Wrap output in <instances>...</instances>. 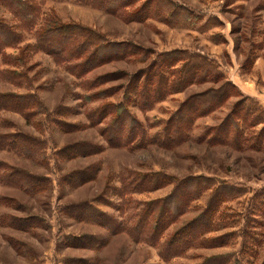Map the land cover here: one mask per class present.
Returning <instances> with one entry per match:
<instances>
[{
  "label": "rangeland",
  "instance_id": "374dc122",
  "mask_svg": "<svg viewBox=\"0 0 264 264\" xmlns=\"http://www.w3.org/2000/svg\"><path fill=\"white\" fill-rule=\"evenodd\" d=\"M21 1L30 20L0 1V264H264V0Z\"/></svg>",
  "mask_w": 264,
  "mask_h": 264
},
{
  "label": "trees",
  "instance_id": "16d2710c",
  "mask_svg": "<svg viewBox=\"0 0 264 264\" xmlns=\"http://www.w3.org/2000/svg\"><path fill=\"white\" fill-rule=\"evenodd\" d=\"M0 1L6 7H8L11 11H13L17 16H19L20 18H25L24 20L29 19L30 16H32L31 15V11L29 10V6L24 1H21V0H0ZM94 1L96 3L99 2L102 5L111 6V8H113V10L118 11L119 10L118 9L119 6H121V5L123 6L125 4H128L129 1H131V0H94ZM94 1L91 0L92 3H94ZM152 3L149 4V9H150L149 14L150 15H152L151 11L157 10L158 5H160L162 3V1H160V2H157L156 1V2H152ZM154 3H156L155 4V8H153L154 7L153 6ZM184 20L186 21V18H184L183 21ZM47 24H48V22L44 19V24H42V26H40V28H38V30H36V38L39 41V44L42 45V48L45 51H47L48 54L54 55L56 49H54L53 46H50L49 48H47V46H46V44L51 43V42H49V40L51 41V39L48 36V33H49V31H51V28H47L46 27ZM75 28H78V27H75ZM74 29H69V28L67 29V32H65V35H64L65 37H64L63 43L64 42L65 43L67 42V45H70L71 46V44L73 42H76L77 41V38H79L80 33L77 32V30H74ZM81 31L83 32L85 30H81ZM18 42H19V36H18V34L10 26H8L6 23H4V22H2L0 20V53L2 52V49L3 48L15 46ZM90 42L91 41L89 40V38L86 37V39L84 41H82V43H80V44L84 47V46H88L90 44ZM48 45H51V44H48ZM184 55L186 57V61H187L188 64H186L187 67H185L186 69H184L183 71H184V74H185L186 71L188 69H190L189 70V73H187V74L188 75L190 74V78L191 79L192 78L193 79L208 78V77H210L211 79H214V78L219 77V72L215 68V66H214V64H213L212 61H210L208 59H205L202 56H197V55H194V54H189L187 52H185ZM177 74L180 77V80H178V82L180 84L181 83H185L184 82V79H183V75L184 74L182 75L181 71H180V73L178 72ZM157 77H160V75L157 74V73H155V75L152 76V78H151L150 81H151V84L152 85H156V84H158V82H160L162 84V86H157L156 85V87H155V94L156 95H159L160 94L162 96L164 94V85H165L166 81H165V79H163V80L160 79V81H159V79H157ZM161 78H163V77L161 76ZM191 79H189V80H191ZM182 85L183 84H181V86ZM166 87H167L168 91L174 90L177 87L179 88V86L173 87V81H171V82L167 81ZM148 93H149V88L148 87H145V91L143 89V100L144 101H143L142 104L143 105H147L148 104V106H151L152 103L154 102V100H156V99H154L151 102V97H150V95ZM145 101H147V102H145ZM131 121H132L131 123H133V126L136 125V121L134 119H131ZM142 132L143 131H140V133H142ZM198 179L205 180L206 178H203V177H195V178H192L191 180H198ZM229 191H231V190H229ZM229 191H228V193L225 192V194L223 196L224 198L222 199L223 201L228 196H232L234 193H237V191H235V192H229ZM219 193L221 194L223 192H219ZM188 194L189 193H186L183 190L181 196L183 197V199H187V198H189L188 197ZM190 194H191L190 198H192V197H194L196 195V194L193 195L192 193H190ZM147 214H148V212H147ZM178 234H181L182 235V236H180L181 238H179V239H181L180 240L181 243L183 245H186V244H188L189 242H191L193 240L194 235H195V230H192V229L189 230L188 229L187 231L182 232V233H178ZM162 257L164 259L167 258L166 256H163V255H162ZM208 261H211V260H208ZM213 264H219V262H215Z\"/></svg>",
  "mask_w": 264,
  "mask_h": 264
}]
</instances>
